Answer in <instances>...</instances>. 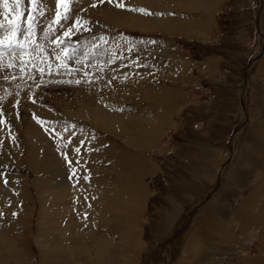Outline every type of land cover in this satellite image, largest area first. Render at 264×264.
I'll use <instances>...</instances> for the list:
<instances>
[{
  "label": "rangeland",
  "instance_id": "rangeland-1",
  "mask_svg": "<svg viewBox=\"0 0 264 264\" xmlns=\"http://www.w3.org/2000/svg\"><path fill=\"white\" fill-rule=\"evenodd\" d=\"M0 22V264H98L55 253L95 187L111 264H264V0H0Z\"/></svg>",
  "mask_w": 264,
  "mask_h": 264
},
{
  "label": "bare ground",
  "instance_id": "bare-ground-1",
  "mask_svg": "<svg viewBox=\"0 0 264 264\" xmlns=\"http://www.w3.org/2000/svg\"><path fill=\"white\" fill-rule=\"evenodd\" d=\"M204 1V0H203ZM56 2V0H55ZM196 3V2H195ZM208 3V2H207ZM192 5V3H191ZM196 5V4H195ZM189 7V6H188ZM197 7V6H196ZM159 8V7H158ZM196 9V8H195ZM107 20L111 21L113 24H116V25H119V22H123L122 18H121V13H118V15H116V12L114 10H110L108 9V12H107V15L105 17ZM184 18V17H183ZM169 22V21H168ZM181 22L184 24V22L186 21H182ZM178 23V22H177ZM165 24V23H164ZM183 24H177V25H174V24H171L169 22V27L174 31L173 33H175L176 31H180L183 27ZM186 24V23H185ZM140 25V24H139ZM150 27L149 25H146V24H143L141 25V27H146L147 28ZM185 26V25H184ZM165 28V27H164ZM125 120L123 121V124L125 125ZM128 122L126 121V124ZM134 129H136L135 131L137 132V134H128L127 133L125 134L124 131H121L122 133H119L117 134V136L119 135H123V138L125 139V141L128 143V144H131L132 146H134V144L136 143H142L143 141L147 142L148 140V137L144 136V131L141 133L142 129L139 127V126H133ZM132 127V128H133ZM143 127H146V126H143ZM153 127V126H152ZM156 127V126H155ZM128 128V127H127ZM131 128V127H130ZM147 128V127H146ZM145 129V128H144ZM125 130V129H124ZM148 130V129H147ZM155 130V128H154ZM131 132H133L131 129H130ZM150 131V130H149ZM159 131V130H158ZM154 132V131H153ZM156 132V131H155ZM154 137V136H153ZM152 140V139H151ZM143 145V144H142ZM113 147V146H112ZM138 147V146H137ZM116 151V155H118L121 159V156L123 159H126L127 162L131 163L132 164V168H133V165H134V168H135V165L137 163V161H135L133 159V157H131V155L127 152H123L121 153V150L117 149L116 147H113ZM101 152H98L95 154V159H94V164H95V174L98 175L99 177H103L105 175L104 171L101 169V166L103 165V159L101 158ZM135 155V154H134ZM133 156V155H132ZM139 157V156H138ZM137 157V158H138ZM141 159V158H140ZM65 159H62L61 161V164H64L65 163ZM77 163L80 162V159L78 161H76ZM143 163V162H142ZM79 164H76L75 166H78ZM74 166V167H75ZM35 168H37L35 165H34ZM130 167V168H129ZM42 168L46 169L47 168V165L43 164L42 165ZM126 169L128 170H131V166L128 165V167H125ZM136 168H141L137 165ZM139 170V169H137ZM136 171V170H135ZM47 173L49 174H53L54 172L51 170V169H47L46 170ZM119 174L121 175V171L119 172ZM85 176H86V169L84 170V173H83V178L85 180ZM47 180V179H45ZM97 194L100 198L102 199H94V201H96L98 204H101L104 208L102 210H100V215L99 216H96V215H92L88 221L85 222V224L81 221V220H78V221H75L73 223H67L66 221H62L60 223V225L58 226L57 230H56V234H55V246H57L55 248V253L57 255L58 258H60L61 260H69L72 262V260H74L75 258V255H77L79 253V251L77 250H80L81 251V247L83 245H86L87 243H92L94 244L96 247H97V250H98V261L97 263L98 264H111L108 260H107V257H108V251H107V247L103 246V243L106 239L105 237V234L103 233V230H104V215L107 217L108 219V223H107V226L110 228L112 227V225L114 227H117V228H120L121 227V222L120 221H117L115 223L112 222V220L110 218H108V214H104V212L106 210H108V207H109V203L107 202L106 199H104L106 197L105 194H103V192L100 190V188H97ZM136 187H134L135 189ZM133 198V195L132 197ZM121 199V198H120ZM134 200V199H133ZM120 201V200H119ZM135 201V200H134ZM121 203V201H120ZM134 203V202H133ZM123 206V205H122ZM195 211V210H194ZM11 212H13L11 210ZM43 213V212H41ZM31 214V213H30ZM118 218H121V215L120 214H117ZM131 218L128 219V222H130ZM223 224V223H222ZM124 225V224H123ZM192 225V224H191ZM82 226H85V228L83 229ZM125 226V225H124ZM64 227V228H63ZM126 227V226H125ZM202 227V226H201ZM225 227V226H224ZM227 227V226H226ZM127 228H130V229H133L135 227L133 226H127ZM185 228V227H184ZM221 228V227H220ZM203 229V228H202ZM225 229V228H224ZM187 231V230H186ZM228 231V230H227ZM227 231H222L223 235L226 236L228 233ZM188 232V231H187ZM220 234V232H219ZM132 235V234H131ZM193 237L191 239V241H193V246L195 248V255L199 254L197 253L198 250L197 249H200V247L204 248V246H206V241L207 239H205V242L203 241V237H200L198 234H193ZM65 238H70L72 239V243H74L78 249H73V252H71L70 250L66 252V250H64V248H61L62 246L60 245H63L64 243V239ZM228 239V238H227ZM231 239V238H230ZM1 240L2 238L0 237V246H1ZM208 242V241H207ZM229 242V241H228ZM6 243V242H5ZM7 244V243H6ZM4 245V244H3ZM2 245V246H3ZM107 245V244H106ZM139 246L142 245V243H138ZM60 246V248H59ZM170 246V245H169ZM207 248V247H206ZM74 254V255H73ZM191 257V256H189ZM170 258V257H168ZM171 259V258H170ZM184 263V262H183Z\"/></svg>",
  "mask_w": 264,
  "mask_h": 264
},
{
  "label": "snow or ice",
  "instance_id": "snow-or-ice-1",
  "mask_svg": "<svg viewBox=\"0 0 264 264\" xmlns=\"http://www.w3.org/2000/svg\"><path fill=\"white\" fill-rule=\"evenodd\" d=\"M7 2V0H5V3ZM61 2H62V0H56V3H57V7H59L60 6V4H61ZM67 2L70 4V3H72L73 2V0H67ZM133 11H135V9H133ZM139 11H141L143 14H150V13H148L147 11H145V10H139ZM63 19H68V16H67V14H65L64 15V17H63ZM56 21L59 23L60 21H61V16H60V14H59V12H57V15H56ZM79 23V21L78 20H75V21H73V24H78ZM4 27V24L2 23V22H0V28H3ZM29 28H30V31H31V26H29ZM14 31H15V29H14ZM70 31H71V26H70V28H69V32H66V33H64V35L65 36H70ZM59 41H57V44L59 45Z\"/></svg>",
  "mask_w": 264,
  "mask_h": 264
},
{
  "label": "water",
  "instance_id": "water-1",
  "mask_svg": "<svg viewBox=\"0 0 264 264\" xmlns=\"http://www.w3.org/2000/svg\"><path fill=\"white\" fill-rule=\"evenodd\" d=\"M243 96H244V91H242V93H241V104H242V106H243Z\"/></svg>",
  "mask_w": 264,
  "mask_h": 264
},
{
  "label": "crops",
  "instance_id": "crops-1",
  "mask_svg": "<svg viewBox=\"0 0 264 264\" xmlns=\"http://www.w3.org/2000/svg\"><path fill=\"white\" fill-rule=\"evenodd\" d=\"M195 16H196V17H199V15H195ZM187 34H188V33H187ZM187 34H186V35H187ZM197 34H198V33H197ZM186 35H182V36H186Z\"/></svg>",
  "mask_w": 264,
  "mask_h": 264
}]
</instances>
